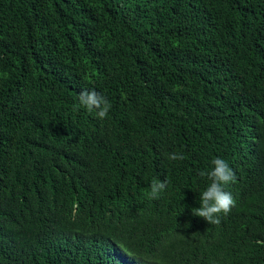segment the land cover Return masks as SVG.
<instances>
[{
	"label": "trees",
	"instance_id": "trees-1",
	"mask_svg": "<svg viewBox=\"0 0 264 264\" xmlns=\"http://www.w3.org/2000/svg\"><path fill=\"white\" fill-rule=\"evenodd\" d=\"M0 264H264V0H0Z\"/></svg>",
	"mask_w": 264,
	"mask_h": 264
},
{
	"label": "clouds",
	"instance_id": "clouds-1",
	"mask_svg": "<svg viewBox=\"0 0 264 264\" xmlns=\"http://www.w3.org/2000/svg\"><path fill=\"white\" fill-rule=\"evenodd\" d=\"M84 107L88 112L94 113L97 118L104 120L108 117L111 104L108 99L96 90H82L79 94V103L75 108ZM165 158L169 161H182L185 159L183 153H165ZM213 169L210 172H200V176H207L211 181L209 186L200 194L201 206L193 209V215L203 218L210 225H219L221 215L227 216L236 206V202L231 193L225 191V186L235 182V172L229 164L222 158H215L212 161ZM168 187L167 181L153 180L150 185V196L159 199Z\"/></svg>",
	"mask_w": 264,
	"mask_h": 264
}]
</instances>
